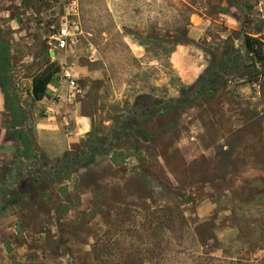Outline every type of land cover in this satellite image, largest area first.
Instances as JSON below:
<instances>
[{"label": "rangeland", "instance_id": "obj_1", "mask_svg": "<svg viewBox=\"0 0 264 264\" xmlns=\"http://www.w3.org/2000/svg\"><path fill=\"white\" fill-rule=\"evenodd\" d=\"M0 31L68 145L0 166V264H264V0H0Z\"/></svg>", "mask_w": 264, "mask_h": 264}, {"label": "crops", "instance_id": "obj_2", "mask_svg": "<svg viewBox=\"0 0 264 264\" xmlns=\"http://www.w3.org/2000/svg\"><path fill=\"white\" fill-rule=\"evenodd\" d=\"M260 34L255 33L253 35ZM39 100L43 102V100ZM49 109L51 108L49 107ZM4 112H6L5 115ZM3 116L7 118H3ZM83 124L86 126L89 125V122L84 120ZM22 130L31 139V148H26L19 139L18 134L21 129L14 125V117L7 107L6 98L0 85V166L6 163V159L10 160L13 166L18 161L33 159H39L45 165L47 161L52 160L54 157H61L68 149V145L62 142L59 121L53 122L45 117L34 115L33 118H26ZM0 246H3L2 242H0Z\"/></svg>", "mask_w": 264, "mask_h": 264}, {"label": "trees", "instance_id": "obj_3", "mask_svg": "<svg viewBox=\"0 0 264 264\" xmlns=\"http://www.w3.org/2000/svg\"><path fill=\"white\" fill-rule=\"evenodd\" d=\"M243 44L246 52L254 56L257 61L264 62V41L260 37L245 33ZM233 61V60H232ZM234 62V61H233ZM232 62V63H233ZM227 68L230 66H226ZM11 52L1 36L0 31V85L5 95L7 107L14 117V125L21 129L18 136L26 148H31L32 142L29 136L22 130L26 120V114L22 106L18 104L11 85ZM224 69V68H223ZM222 68L214 69L210 76V81L214 79ZM53 79V72L44 71L33 78L32 94L36 100L42 99L46 93L47 86ZM210 81L206 82L197 90V95L203 93L205 89H211Z\"/></svg>", "mask_w": 264, "mask_h": 264}, {"label": "built area", "instance_id": "obj_4", "mask_svg": "<svg viewBox=\"0 0 264 264\" xmlns=\"http://www.w3.org/2000/svg\"><path fill=\"white\" fill-rule=\"evenodd\" d=\"M72 28V25L65 24L58 30V32L54 36L57 48L66 49L75 42L76 36L71 31ZM63 79L69 88V92L67 95L69 100H74L79 94H81L82 89L80 88L78 79L75 76L73 70L70 68L64 69Z\"/></svg>", "mask_w": 264, "mask_h": 264}, {"label": "water", "instance_id": "obj_5", "mask_svg": "<svg viewBox=\"0 0 264 264\" xmlns=\"http://www.w3.org/2000/svg\"><path fill=\"white\" fill-rule=\"evenodd\" d=\"M244 36H245V33H243V38H244Z\"/></svg>", "mask_w": 264, "mask_h": 264}]
</instances>
